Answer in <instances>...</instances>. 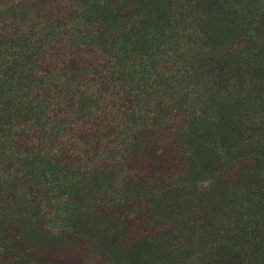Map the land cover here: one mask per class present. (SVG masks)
<instances>
[{"label": "trees", "instance_id": "16d2710c", "mask_svg": "<svg viewBox=\"0 0 264 264\" xmlns=\"http://www.w3.org/2000/svg\"><path fill=\"white\" fill-rule=\"evenodd\" d=\"M76 1L71 27L106 54L64 104L88 109L90 135L69 125L73 111L54 116L40 41L0 33V264L63 252L83 264H264V0ZM152 10L166 13V45L188 34L204 48L164 50L146 32ZM121 37L130 53L116 50ZM33 132L39 142L20 138ZM165 145L179 173L135 182L128 164L146 151L161 161ZM135 201L151 205L145 216ZM140 217L139 231L123 220Z\"/></svg>", "mask_w": 264, "mask_h": 264}, {"label": "rangeland", "instance_id": "374dc122", "mask_svg": "<svg viewBox=\"0 0 264 264\" xmlns=\"http://www.w3.org/2000/svg\"><path fill=\"white\" fill-rule=\"evenodd\" d=\"M192 1L193 4L200 3V5L206 6L213 0ZM79 9H81V6L76 0H0V33L12 32L13 35L17 33L24 36L29 35L32 40L40 41V49L38 50L36 64L40 69L39 71L50 78L49 85L51 87L50 92L52 93L53 100L59 101V103L62 104L54 108V116L57 117L62 110L63 114H66L67 110L73 111V116H71L70 113L68 116V119H70L69 125H74L75 131L77 132L76 134H78V132H84L90 135L93 132V128H91L93 117L88 113V109L84 107L78 108V104H76V107L80 111L65 109L64 107V104L67 100L71 99L72 96L78 98L80 90H86L84 86H87V80H89L88 82H92L94 77L93 73V77L91 76L92 66L98 64L106 55L102 47H100L101 45L96 46L93 43H81V40L77 37L76 30H74V26L71 27L69 20L74 16L75 11ZM157 15L159 20L160 18L162 20V17L166 16V13L163 12ZM154 18L153 10L151 16L145 17L144 24L147 26L149 25L146 27V32L151 38L158 40L162 45L164 44V50H169L170 53H185L191 56L196 51L204 48L205 39L190 37L188 34L166 45L168 41L164 39L163 36L156 35L159 22ZM256 23L257 22H255V24ZM43 34L44 36H42ZM116 46V50L119 53H130L132 49V44L129 43L127 37L119 38ZM133 62L135 65L140 66L139 58L133 59ZM140 73H144L141 74L144 76L148 74L151 75L148 67L142 69ZM172 86L163 88V86L158 85L155 86V90L160 95L167 94L165 92H171L168 93L167 96L173 97L174 91ZM90 91L89 89L88 92ZM173 98L168 99L166 104H164L165 101L162 100L160 101L161 104L158 103V105L162 106L164 104L165 106L171 103ZM80 105L81 103L79 106ZM156 107L158 106H153V108ZM63 114L60 115L62 116ZM20 138L22 140H27L29 138L28 140L33 144L35 141L39 142L40 134L38 132H33L30 136L28 133H23ZM166 147L165 145L159 152L163 156L161 161L151 159L152 157L150 155L152 152L150 151L144 152L141 157L131 161L128 164L129 169H131V178L135 182H140L143 179L145 180V178L155 181V179H160L161 175H177L179 173L178 152L173 147L169 149ZM67 148L68 146H65V149L61 151V156H63L61 159H68L70 153ZM84 153L88 154L86 149ZM260 162L261 159L253 157L247 162H244L243 165L247 167H256ZM101 163H103V161L95 162L96 165H100ZM238 167L239 165H232V168ZM135 205L139 206L135 213L144 216L146 210L151 207V205L145 201H138ZM142 219L143 217L137 220L134 218L128 220L124 218L123 220L127 225L139 231L145 228V224L142 225L141 223ZM155 231L160 232V230L157 229ZM44 257L49 259L48 264H83L84 261L82 257H71L67 252H63L60 257H52L51 255L49 257Z\"/></svg>", "mask_w": 264, "mask_h": 264}]
</instances>
